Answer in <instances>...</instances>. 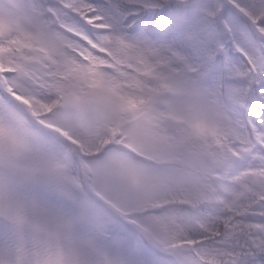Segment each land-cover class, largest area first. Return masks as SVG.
Here are the masks:
<instances>
[{"label":"rangeland","instance_id":"374dc122","mask_svg":"<svg viewBox=\"0 0 264 264\" xmlns=\"http://www.w3.org/2000/svg\"><path fill=\"white\" fill-rule=\"evenodd\" d=\"M89 8L90 5H86L80 15L84 16ZM15 23L17 24L14 25ZM48 24V20L44 26L40 24V21L34 20L25 0H0V64L4 62L1 59L8 60L6 68L0 65V80L5 86L8 85L7 83L13 84L16 94L20 93V95L24 94L28 90V85L31 84H36L35 88L41 94L40 99L46 98L50 91H55L54 101L48 104L46 109L61 103L67 108L63 113L66 115L74 108H79L76 113L67 115L64 124L60 123L61 120L59 123L55 122L57 126L67 130L69 132L67 136H69L76 126L81 125L84 118L94 120L91 124H96V119L102 117L111 105L110 101L101 103L96 100L88 105L84 100L88 97L89 91L91 92L94 88L90 87L89 90L84 91L78 87L76 91L75 87L71 86L70 82L76 74L86 68H77L73 64L70 55H67L65 51L68 50L67 45L61 46V40L64 37L55 34V29L49 27ZM13 25L16 28L31 27L33 29L31 40L26 43L27 41H23L22 37L12 38L14 33L10 30ZM109 35V33L105 35L103 49L113 58H105V63L113 65L117 74L124 70L134 71L135 67L142 66L137 52L131 51L129 41L121 34L117 35L118 50H121L125 57L118 59L108 46ZM11 38L13 49L6 46L7 40ZM152 56H155L154 61L152 59L153 67L146 70L144 74L148 80H150L148 76L152 75L153 80L151 81L157 84L153 87L151 94L143 98L139 104H130L125 107V112L120 116L111 118V124L108 122L110 126L107 125L104 136L107 141L113 138H124L126 134L123 130L116 136L118 129L116 125L121 123L124 117L133 115L136 119L126 129L129 133L126 141L149 155L163 159L160 155L165 149L164 145L156 141L163 133L152 134L155 133V128L158 127L163 131L167 126L175 138L188 129L184 141H177L168 146L171 157L167 158V161H182L188 150L186 148L188 136L191 135L194 138L197 135L199 138L212 140L217 133L221 132L224 119H209L211 112L216 110L217 102L213 96L197 94L192 88L185 86L181 78L174 80L171 74L175 70H169L166 62L160 61L156 51L152 53ZM54 61L59 68H63L64 72L60 70L56 73L54 80L49 79L38 86L40 76L38 70ZM159 65L162 66L161 69H158ZM5 69L12 72L6 74ZM111 73L114 72L102 69L101 80L98 82L107 87L105 89L107 95L110 93L107 79L110 75L107 74ZM165 87L168 88V93L162 92L158 96L159 91ZM90 94L97 98L95 93ZM101 98L102 96L99 97ZM159 100L166 105V110ZM7 103V100L0 97L2 108H7L6 106H9ZM29 103L33 104L32 101ZM84 107L87 109L80 113ZM37 112L41 114L40 111ZM83 114H87L88 117L86 115L83 117ZM40 117L44 124L51 123L47 116ZM164 118L165 122H163ZM2 123L5 125V122H0V165L5 164L0 166V264H149L146 256L141 257L139 256L140 251L133 250L134 247H141V243L135 237H128L120 242H115L113 236L104 239V227L108 221L103 224L100 221V203L96 206L86 197L82 200L77 195V190L61 178L55 169H45L43 173L39 172L37 167H41V162L39 160L34 162L32 159L36 158V155L42 160L47 156L46 137L43 136V140H40L41 135L34 133L27 126L9 127L3 126ZM67 123L73 126H68ZM196 127L199 129L198 132L195 130ZM132 129H138L139 134L132 135L130 131ZM146 130L149 132L145 134ZM147 135L149 139L145 140ZM171 141L175 139L172 138ZM207 142L209 146L218 147V143L210 145V141ZM26 149H35L36 152L29 153L30 151ZM193 152L199 167L206 165L202 158L207 159L209 156L202 154V145L198 152ZM117 154L118 152L114 150H108L103 154L104 158L95 161L94 167L89 168L90 176L86 180L95 196L112 206L120 205L128 209L124 205L133 204V198L135 199L142 193L143 183L140 176L154 177L160 169L169 170L171 174L175 170L174 168H158L159 165L151 164L137 166L135 159L131 161L127 154L125 156H117ZM8 158L16 159L17 162H26L19 165L13 163L11 166L8 160L6 162ZM210 158L215 159L214 156ZM164 160L163 164H165ZM90 164L93 163L90 162ZM166 166L171 165L166 164ZM203 198H208V196L196 200ZM66 200L71 202L72 206L65 204L57 206L59 201L66 202ZM224 211L226 212L225 209ZM152 217L154 216H146L144 220L148 221L156 234H159ZM84 235L93 239L89 240ZM137 236L142 240L139 235ZM145 239L155 238L146 236ZM152 264H161V262L156 260ZM194 264L200 263L194 261Z\"/></svg>","mask_w":264,"mask_h":264},{"label":"trees","instance_id":"16d2710c","mask_svg":"<svg viewBox=\"0 0 264 264\" xmlns=\"http://www.w3.org/2000/svg\"><path fill=\"white\" fill-rule=\"evenodd\" d=\"M25 1L31 9L32 17L34 18V20L37 22L40 21V24L42 26H44L47 20H50L51 18L49 10L54 9L57 12L61 27L59 29H55L54 33L57 35H61L59 37H64L62 39L63 41L61 40V46L64 47L65 45H67L68 50L65 51L67 52V55H70L73 64L77 66V68L85 67V70L87 72V75L85 77H77L79 75L77 73L70 84L71 86L75 87L74 89L76 91L78 90V87L82 88L84 91L89 90L90 87L94 88L101 80L100 75L102 73V70L97 67V63L101 61V58H103V56L97 54L95 51L90 50V48L84 46L82 43H79L78 39L67 34V31L82 32L84 34L82 30H80L77 26H74V24L70 20V17L75 16L77 13L80 14L81 10L84 9L86 5H95L103 2H99L97 0H47L46 5H43V0ZM105 2H111V0H106ZM57 5H62V7ZM16 24L17 23H15L14 25ZM14 25L12 27L13 29H11L10 31L14 33L12 38L14 36H19L22 37L23 41H27L26 43H28V40H31L30 36L33 32V29L29 26H27L26 28H23L21 26H19V28H16L14 27ZM117 35L118 34H110L108 36V46L114 51V54L119 59V57L124 58L125 54L121 50H118L119 43ZM121 35L126 36L127 41H129L131 51L137 52L139 62L142 66L137 68L135 67L134 71L124 70L121 71V73L118 72L120 76L116 71L114 73L107 74L110 75L109 78L107 77L109 81L108 88H110V93L107 95V90H105L107 87L103 86L102 89L104 90V97L107 102L110 101L111 107L109 106L110 109L107 110L108 112L105 111L102 117L96 119V124H91L94 120L84 118V121L81 123V125L76 126L71 131L69 137L67 136L64 138H59L61 136H58L54 133H43L30 127L23 112L19 108L11 106L5 109L0 106V122H5V125L4 123H2L3 126H27L34 133L41 135L40 140H43V136L46 137L45 139L47 142L45 148L48 150V154L43 160L40 161L41 167L38 166V168H40L41 170L55 169L56 172L59 173L61 178H63L70 186L77 190V195L82 200L84 199L83 197H85V195L80 189V179L77 170V164L71 154L72 151L70 150V148L72 143L80 144L81 149L85 152H94L100 145L102 140L105 138L104 135L106 134V127L107 125L110 126V121H112L111 118L117 117V115L120 116L122 113H124L125 107H127L128 105L133 103V105L139 104L143 100V98L151 94L153 87L157 84L155 81L148 80L144 74L146 70L153 67L155 56H152V53L156 51L153 43L141 34L129 33ZM12 38L7 40L8 44H6V46H10L13 49ZM101 45L104 46L105 43ZM74 48L76 50H79L81 54L86 55L89 58V62L84 63L80 59V57L74 53ZM2 60L4 62H2L0 65H3V67L6 68L8 66V64L6 63L8 62V60L1 59V61ZM162 60L163 59H160V61ZM161 68L162 66L159 65L158 69ZM60 70L61 72H64L62 67L60 68ZM178 78L180 77L178 76ZM88 81L89 83H86ZM35 87L36 84L28 85V90L22 95H20V93L16 94L14 90L12 96L19 103H24L29 100V102L32 101L33 104L31 105L33 106L34 110L43 112L47 108L48 104L53 101V98L56 96V92L50 91L46 98L42 97L40 99L41 94H39ZM90 93L91 92L89 91L87 95L88 97L84 100L86 104L87 101L90 100ZM84 96H86V94ZM213 98L215 99V97ZM215 101L217 102L215 104L216 110L214 109V111H212L210 115L208 114L209 119H224L222 122L221 131L225 135L229 136L230 140L234 142L235 149H238L241 146H248L249 142L247 141V135L245 134L244 142H241L240 135L237 132L236 128L230 124L232 116L228 111H226L222 104H220L216 99ZM11 108L14 110L15 118H11L9 115H6V111ZM86 109V107L82 108L80 110V113H82V111H85ZM85 115L88 117L87 114H83V117ZM151 123H153V121ZM226 123L228 124L226 125ZM67 125L73 126V124L71 123H67ZM155 130V133H152L154 135H160L163 133L161 138H157L156 141H159L160 144L164 145L165 148L160 155V158L165 159V164L159 165L160 167L158 168H174L175 170L171 174L169 170L160 169L157 171V174L154 177H149L146 175L140 176V179L143 183L142 193L136 196L135 199L133 198V204L124 206L132 208L149 202L150 200L162 201L163 199L167 200L169 198H174L176 199V201H183L184 203V200L189 199L192 201L201 197H207V183L204 179L205 170H210L211 167L215 166L224 158L229 157L227 151L224 148L220 151H215L213 154L215 159L205 161V163L209 165L203 169L202 167H199V165L196 163L197 159L193 156V151L198 152L200 150V144L198 141L199 137L195 135L194 138H192L191 135H189V140L186 142V148L188 150H186L182 161H167V158L171 157V153L168 151V146L177 143V141H184L185 134L188 133V129H186L185 132L180 133V136L176 138L167 126H165V129H163V131L158 127H156ZM195 130L197 132L199 131L197 127ZM144 132L146 134L147 132H149V130H146ZM172 138L175 139V141H171ZM147 139H149L148 135L145 137V140ZM128 158L131 161H134L131 156H128ZM134 162L137 164V166L145 165L138 160H135ZM172 162L175 163L173 164ZM166 164H169L171 166H166ZM245 168L246 166H244L239 172V174L237 175L238 177L234 178L235 181L231 185L226 197L227 205L230 204L232 206V209L234 208L236 209V211L241 210V206L243 205L245 198L248 196V193H246L244 187L246 185H249L252 188V177L245 176ZM240 181L242 182L241 184H239ZM237 196L239 197L238 202L236 200ZM64 204L70 206L72 205L71 202L66 200V202L59 201V203H57V206L59 207ZM104 214L105 212L101 211V213L99 214L100 220L103 218ZM153 216V223H155L158 233L160 234H158V237L161 238L165 243H169L175 239L183 238L188 241H193L197 236H204L212 233L213 227L218 225L219 221L225 217L222 211H215L209 208H204L201 210L198 219L194 220L191 216V213L187 210V208L184 207V205L173 206ZM125 231L126 229L120 230V234ZM207 250L209 251L208 259L214 260L216 263H219L223 251L221 249L213 250L211 249V247H207Z\"/></svg>","mask_w":264,"mask_h":264},{"label":"snow or ice","instance_id":"6c2138e0","mask_svg":"<svg viewBox=\"0 0 264 264\" xmlns=\"http://www.w3.org/2000/svg\"><path fill=\"white\" fill-rule=\"evenodd\" d=\"M90 7L70 17L89 40L98 42L101 33L148 38L185 86L224 106L241 142L246 134L251 150L264 152V0H111ZM38 71L41 86L60 68L54 61ZM234 264H264V239L257 244L250 232Z\"/></svg>","mask_w":264,"mask_h":264}]
</instances>
